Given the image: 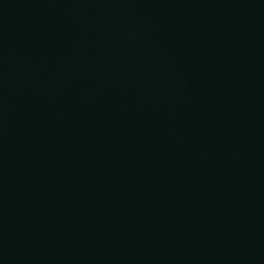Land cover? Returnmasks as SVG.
I'll list each match as a JSON object with an SVG mask.
<instances>
[{
    "label": "water",
    "instance_id": "1",
    "mask_svg": "<svg viewBox=\"0 0 264 264\" xmlns=\"http://www.w3.org/2000/svg\"><path fill=\"white\" fill-rule=\"evenodd\" d=\"M0 264H264V0H0Z\"/></svg>",
    "mask_w": 264,
    "mask_h": 264
}]
</instances>
